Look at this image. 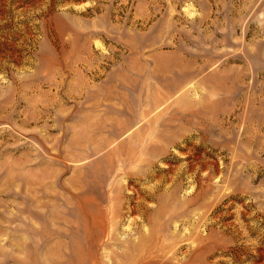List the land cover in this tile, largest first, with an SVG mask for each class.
<instances>
[{
    "label": "rangeland",
    "instance_id": "obj_1",
    "mask_svg": "<svg viewBox=\"0 0 264 264\" xmlns=\"http://www.w3.org/2000/svg\"><path fill=\"white\" fill-rule=\"evenodd\" d=\"M106 138L140 154H112V183L132 173L160 198L120 233L155 225L178 264L199 237L190 264H264V0H0V264H60V216Z\"/></svg>",
    "mask_w": 264,
    "mask_h": 264
},
{
    "label": "bare ground",
    "instance_id": "obj_2",
    "mask_svg": "<svg viewBox=\"0 0 264 264\" xmlns=\"http://www.w3.org/2000/svg\"><path fill=\"white\" fill-rule=\"evenodd\" d=\"M159 93V92H158ZM162 94V93H161ZM167 97V96H166ZM156 99V98H155ZM163 99V98H162ZM161 99V100H162ZM158 100V98L156 99ZM155 102V101H154ZM159 102H160V98H159ZM165 102V99L164 101ZM148 104V102H147ZM156 104V103H155ZM154 104V105H155ZM159 104V103H157ZM153 105V106H154ZM161 105V104H160ZM163 105V104H162ZM159 106V105H158ZM157 106V107H158ZM159 109V108H157ZM156 109V110H157ZM149 112H151L150 110H148ZM154 111V110H153ZM143 113V111L141 112ZM147 113V112H146ZM152 114V113H151ZM149 116V115H148ZM158 116L160 117V114H158ZM176 116V115H175ZM174 116V117H175ZM173 117V116H172ZM123 118V117H122ZM151 118V117H150ZM153 118V116H152ZM190 119V117H188ZM193 118V117H192ZM112 119V118H111ZM124 119V118H123ZM145 119V118H144ZM143 119V120H144ZM149 119V118H148ZM99 120V119H98ZM113 120V119H112ZM110 120V121H112ZM116 120V119H115ZM122 119H119V122L121 123ZM176 120V119H175ZM109 121V120H107ZM104 121V122H107ZM123 121V120H122ZM154 121V120H153ZM152 121V122H153ZM172 121V120H171ZM124 122V121H123ZM144 122H150L149 120L145 119ZM167 122H170L169 120ZM95 123V122H94ZM98 123V122H97ZM100 123V121H99ZM115 123H117L118 126V130L116 132H113L115 134H113L115 136V138H121V136L123 134H125L126 132H128V138L132 137L134 132H138L140 131V128L142 127V129L144 130L143 126L145 124H142V118L141 116L138 117L137 121H133V123H130V127L123 131L122 128V123L118 124V120L117 122L115 121ZM172 123V122H171ZM96 124V123H95ZM103 124V123H102ZM140 124V126H138ZM155 124V123H154ZM153 124V125H154ZM106 125V124H105ZM152 125V124H151ZM95 126V125H94ZM97 126V125H96ZM126 126V124H125ZM138 126L136 130V127ZM101 127V126H100ZM147 127V125L145 126ZM202 127V126H201ZM105 128V126H104ZM109 128V127H108ZM112 128V127H111ZM110 128V129H111ZM133 128V129H131ZM135 128V129H134ZM152 128V126H151ZM155 128V127H154ZM152 128V129H154ZM102 129V128H101ZM100 129V130H101ZM174 129V128H173ZM93 130V129H92ZM103 130V129H102ZM101 130V131H102ZM133 131V134H131L129 131ZM157 130V128L155 129ZM163 130V129H162ZM119 131V132H118ZM174 131V130H172ZM107 132H110L109 130H106V134H109ZM203 132V131H202ZM94 135V132H92ZM100 133V131H99ZM103 133V131H102ZM105 133V132H104ZM155 133V132H154ZM173 133V132H172ZM112 134V133H111ZM145 137V133L143 131L142 133ZM176 134V133H174ZM173 134V135H174ZM154 135V134H153ZM165 135V134H164ZM95 136V135H94ZM99 136V134H98ZM103 136V135H102ZM160 136V135H159ZM158 136V137H159ZM106 136L104 135V138ZM112 137V136H111ZM141 137V136H140ZM161 137V136H160ZM166 137V136H165ZM169 137V136H168ZM97 138V137H96ZM107 138L110 139V136ZM106 138V139H107ZM150 140V137H148ZM153 138V137H151ZM177 138V137H176ZM182 138V137H181ZM95 139V138H94ZM93 139V140H94ZM102 139V137H101ZM134 139V138H133ZM132 139V140H133ZM96 140V139H95ZM103 140V139H102ZM137 140V137H136ZM147 140V141H148ZM170 139H168L169 142ZM111 141V139H110ZM108 139L104 144H97V143H93L92 147V152L95 155H100L98 159H96L97 161V167L95 166L94 170L92 171L93 176L91 175L90 178H93L92 186L89 189H86V182L88 178H84L83 176V171L85 170V168L83 169L82 173V177L81 179H79V186H77L78 188L74 187V192H73V196L74 199L73 201H67L66 205H71V211H70V215L73 216L75 219L71 220L68 218V216H66V214H64V216H60V224H61V228H60V238H64V242L62 243L63 246V250H60V264H178L177 259L175 260L173 258L172 255V249H170L171 251H166L165 255L163 252V255L159 252L162 250L163 251V247L164 246V236L165 234H161L162 231L160 232V230L158 229L155 230L154 232V228L155 225H151L152 227L146 228L143 224L140 223V228L135 230L138 234V236H126L123 235V233L119 232V228H120V223L123 221V219L126 217V215L128 217L136 214V213H140L141 217L143 219V222L152 223V216L153 214L156 212L157 214L160 212V210H156L153 211L152 208L148 205V200L149 199H160L159 195L156 194L155 192L152 193L147 191V189H143V187L139 186V184L137 183V181H135V179L132 177L134 175H132L131 173V177H128V179H120L119 182H117L118 184L115 185L114 182V178H113V183H112V176L110 174V172L108 171V169L104 166V163L109 164L110 159H112V154L113 156L118 157L117 160L118 164L120 163H133L134 160H138L140 158V154H137V151L135 148H133L132 146H130V143L128 142V147H126V145H124L123 142H110ZM122 141V140H121ZM125 141V140H124ZM141 141V139H140ZM144 141V140H143ZM142 141V142H143ZM151 141V140H150ZM158 141V140H157ZM162 141V140H161ZM164 141V140H163ZM100 142V141H99ZM103 142V141H102ZM174 142V141H173ZM138 143V141L136 142ZM155 143V142H153ZM177 143V141H176ZM86 144V143H85ZM92 144V143H91ZM135 144V142H134ZM149 144V143H148ZM162 146L163 143L161 142ZM196 144V143H195ZM132 145V143H131ZM160 145V144H159ZM148 146V145H147ZM165 146V144H164ZM171 146V145H170ZM143 146L140 144L139 148H141L140 151H143ZM167 147V146H165ZM169 147V146H168ZM80 148V147H79ZM163 148V147H162ZM83 149H85L83 147ZM164 149V148H163ZM169 149V148H168ZM155 150V149H154ZM152 150V151H154ZM167 150V149H166ZM189 150V149H188ZM147 151V150H146ZM149 151V150H148ZM147 151V152H148ZM81 152V150H80ZM79 152V153H80ZM159 151H157L156 153H158ZM146 153V152H145ZM167 153V152H166ZM81 154V153H80ZM93 154V155H94ZM105 154L104 160H103V155ZM125 154V155H124ZM159 154V153H158ZM157 154V155H158ZM87 155H89L87 153ZM137 155V156H136ZM165 155V154H164ZM90 156V155H89ZM163 156V155H162ZM174 156V155H173ZM185 157H189L190 156V152H188L187 154L184 155ZM183 156V157H184ZM192 156V155H191ZM196 156V155H195ZM85 157V155H84ZM88 157V156H86ZM98 157V156H97ZM152 157V156H151ZM150 157V159H151ZM78 158V157H77ZM83 158V157H82ZM91 158V157H90ZM158 158V157H157ZM85 159V158H84ZM82 159V160H84ZM94 159V158H93ZM114 159V158H113ZM167 159V158H166ZM196 160L198 159L197 157L195 158ZM88 160V159H87ZM153 160V159H152ZM163 160V159H162ZM172 160V158H171ZM200 163H201V159L199 158ZM198 160V161H199ZM75 161V160H74ZM77 161V159H76ZM90 161V160H88ZM105 161V162H104ZM141 161V160H140ZM145 161L146 158H145ZM112 162V160H111ZM90 163V162H89ZM152 164L155 162H149ZM148 163V164H149ZM113 164V163H112ZM135 164V162H134ZM133 164V165H134ZM141 164V163H140ZM146 164V162H145ZM168 164V163H167ZM185 164V163H184ZM197 164V163H196ZM202 164V163H201ZM86 165L89 166V164ZM91 165V164H90ZM130 165V164H129ZM147 165V164H146ZM111 169V164L109 165ZM108 166V167H109ZM162 166V165H160ZM159 166V167H160ZM165 166V165H164ZM183 166V165H182ZM189 168L192 167L191 163L187 161V165ZM92 167V166H91ZM94 167V166H93ZM114 168V164L112 166ZM136 167V166H135ZM138 167V166H137ZM168 170L171 171V167L169 165H167ZM90 168V167H89ZM144 168V167H143ZM166 168V167H165ZM91 169V168H90ZM120 169H122V166H117V172L120 171ZM151 169V168H150ZM187 170V169H186ZM87 172V170H85ZM89 171V170H88ZM90 171V174H91ZM105 171V172H104ZM108 171V173H107ZM116 172V171H115ZM114 172V173H115ZM132 172V171H131ZM190 172V171H189ZM196 172V171H195ZM199 172V171H198ZM217 172V171H216ZM220 172V171H219ZM113 173V174H114ZM138 173V172H137ZM143 173H145L143 171ZM167 173V172H166ZM176 173V171H175ZM112 174V175H113ZM127 176V173H125ZM139 174V173H138ZM137 174V175H138ZM142 174V173H140ZM146 174V173H145ZM150 174V173H148ZM219 174V173H218ZM81 175V174H80ZM115 175V174H114ZM130 175V174H129ZM153 175V174H152ZM140 176V175H139ZM155 176V175H154ZM189 176V175H188ZM87 177V174H86ZM144 177V176H143ZM153 177V176H152ZM174 177V176H173ZM205 177V176H204ZM208 177V176H207ZM80 178V177H79ZM89 178V179H90ZM138 178V177H137ZM151 178V177H150ZM167 178V177H166ZM198 177H196L197 180ZM90 179V180H91ZM142 179V177L140 178ZM146 180V179H145ZM159 180V179H158ZM161 180V179H160ZM170 180V179H169ZM149 181V180H148ZM139 182V181H138ZM180 182V181H179ZM160 183V181H159ZM170 183V181H169ZM173 183V181H172ZM195 184V183H194ZM115 185V186H114ZM145 185V184H144ZM170 185V184H169ZM178 186V185H177ZM206 186V185H205ZM146 187V185L144 186ZM154 187V186H153ZM156 187V186H155ZM158 187V186H157ZM167 187V186H166ZM179 187V186H178ZM160 188V187H159ZM151 189V188H150ZM168 189V188H167ZM174 189V188H173ZM152 190V189H151ZM162 190V188H161ZM193 190V187H192ZM155 191V190H154ZM169 191V190H168ZM177 191V190H176ZM165 192V191H164ZM205 192V191H204ZM168 193V192H167ZM166 193V194H167ZM177 193V192H176ZM191 193V192H190ZM195 193V192H194ZM238 193V192H237ZM192 194V193H191ZM234 194V193H233ZM170 195V193H169ZM193 197H190V199L188 201H190V204L193 205V203L196 202V200H198L202 195H203V189L200 188V190L197 192V194H193ZM206 195V194H205ZM167 197V196H166ZM207 197V196H206ZM234 197V196H232ZM71 198V197H70ZM123 198V199H122ZM184 198V197H183ZM172 199V198H171ZM203 199V197H202ZM229 199V198H228ZM236 199V198H235ZM68 200V199H66ZM124 200V201H123ZM227 200V199H226ZM65 201V200H64ZM147 201V202H146ZM159 201V200H158ZM185 201V200H183ZM201 201V200H200ZM181 202V201H180ZM187 202V201H186ZM146 203V204H145ZM148 203V204H147ZM157 203V201H156ZM155 203V204H156ZM201 203V202H200ZM199 203V204H200ZM206 203V202H205ZM161 203H159L160 205ZM171 204V203H170ZM184 204V202H183ZM198 204V205H199ZM219 204V202H218ZM191 205V206H192ZM157 205H155L156 207ZM172 206V205H171ZM184 206V205H183ZM182 206V207H183ZM158 207V206H157ZM181 207V206H180ZM181 207V208H182ZM212 207V206H211ZM164 208V207H163ZM152 210V211H151ZM173 209H171L172 211ZM210 210V209H209ZM264 210V209H263ZM170 211V212H171ZM167 213V212H166ZM262 213V212H261ZM165 215V214H164ZM140 216V215H139ZM176 216V215H175ZM174 215L172 216L175 217ZM184 216V215H183ZM221 216V215H220ZM216 217V216H215ZM263 217V216H262ZM154 218V217H153ZM157 218V217H156ZM172 218H169L170 220ZM219 218V216H218ZM159 219L156 220V222H160L158 221ZM177 220V219H176ZM216 220V219H215ZM175 221V220H174ZM218 221V219H217ZM137 220H131V223H136ZM142 222V221H141ZM142 222V223H143ZM155 222V223H156ZM173 222V221H170ZM165 223V222H164ZM176 223V222H175ZM169 224V223H168ZM214 224V223H213ZM172 226V225H171ZM176 226V225H175ZM136 228V227H135ZM134 228V229H135ZM151 228V229H150ZM156 229V228H155ZM177 229V228H176ZM211 229V228H209ZM133 231V230H132ZM170 231V230H169ZM168 231V233H170ZM174 231V229H173ZM178 231V230H177ZM173 233V232H172ZM175 233V232H174ZM173 233V234H174ZM179 234V233H178ZM208 234V233H207ZM169 235V234H168ZM177 235V232L176 234ZM180 235V234H179ZM194 235V234H193ZM211 235V233H210ZM215 235V234H214ZM171 236V235H170ZM200 236V235H199ZM206 237L208 235H205ZM174 237V236H173ZM172 237V238H173ZM176 237V236H175ZM213 237V236H212ZM216 237V236H215ZM171 238V237H170ZM177 238V237H176ZM217 238V237H216ZM174 239V238H173ZM195 240V238H193ZM198 239V240H197ZM196 241L198 243L195 242V246L197 248L194 247L193 245V252L191 253L190 257L188 258V261L186 260L185 264H190L191 262H194L195 260H198L199 257L202 255V251L203 253H206V251L208 252V247L205 248L204 246V240H208L207 238L203 239V237H199L197 238ZM214 238H211V240H213ZM191 240V239H190ZM176 241V239H175ZM204 241V242H203ZM209 241V240H208ZM207 241V242H208ZM218 241V240H216ZM166 242V241H165ZM212 242V241H210ZM168 243V242H167ZM178 243V242H177ZM192 243V240H191ZM209 243V242H208ZM61 244V243H60ZM179 244V243H178ZM194 244V242H193ZM167 246V244H165ZM170 245V244H169ZM206 245V243H205ZM219 245V244H218ZM61 246V247H62ZM204 246V248H203ZM165 247V246H164ZM171 247H173L171 245ZM174 247H176V244H174ZM173 247V248H174ZM211 247V246H209ZM216 247V246H215ZM218 247V246H217ZM167 248V247H166ZM61 249V248H60ZM175 249V248H174ZM173 249V250H174ZM160 250V251H159ZM191 250V249H190ZM214 250V248H213ZM211 249V251H213ZM222 250V249H221ZM218 251V250H217ZM216 252V251H215ZM175 253V252H173ZM209 253V252H208ZM212 254V253H211ZM188 255V256H189ZM205 255V254H204ZM206 255H208L206 253ZM133 256V258L136 259H131L129 260V258H131ZM186 255V257H188ZM185 257V258H186ZM203 257V256H202ZM202 259V258H201ZM184 260V259H182ZM181 261V260H180ZM183 262V261H182ZM185 262V261H184ZM188 262V263H187ZM197 262V261H195ZM198 263V262H197ZM25 264V263H24ZM182 264V263H181Z\"/></svg>",
    "mask_w": 264,
    "mask_h": 264
}]
</instances>
